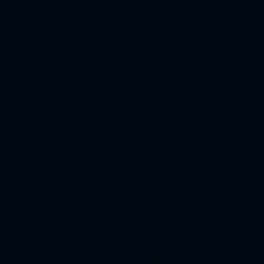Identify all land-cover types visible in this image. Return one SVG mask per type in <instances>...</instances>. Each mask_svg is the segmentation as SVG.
I'll use <instances>...</instances> for the list:
<instances>
[{
  "label": "water",
  "instance_id": "water-1",
  "mask_svg": "<svg viewBox=\"0 0 264 264\" xmlns=\"http://www.w3.org/2000/svg\"><path fill=\"white\" fill-rule=\"evenodd\" d=\"M0 264H264V0H0Z\"/></svg>",
  "mask_w": 264,
  "mask_h": 264
}]
</instances>
